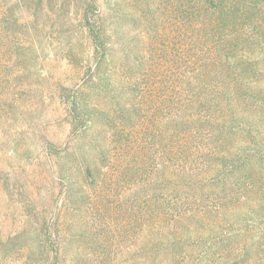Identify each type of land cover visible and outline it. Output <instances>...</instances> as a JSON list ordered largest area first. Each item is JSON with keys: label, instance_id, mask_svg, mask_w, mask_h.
<instances>
[{"label": "rangeland", "instance_id": "rangeland-1", "mask_svg": "<svg viewBox=\"0 0 264 264\" xmlns=\"http://www.w3.org/2000/svg\"><path fill=\"white\" fill-rule=\"evenodd\" d=\"M115 1L0 0V264L143 263L137 249L145 226L136 221V173L138 159L152 164L145 168L148 173L156 167L146 160L149 153L138 149L143 136H151V124L141 132L136 125L115 127L96 121L116 149L113 160L98 157L102 168L100 173L93 171L92 178L77 153L76 137L84 131L74 133L65 98L72 92L101 101L102 110L112 118L120 114L116 115L112 95L95 82L89 30L93 23L106 33L107 42H116L111 35L118 21L112 11ZM122 1L132 9L147 8V0ZM144 23L128 21L124 30L137 36L143 48L146 61L137 77L147 75L151 84L158 80L162 107L155 160L160 162L171 143L164 124L169 118L168 81L176 74L167 62L174 58V47L169 27L166 37L153 41L143 30ZM181 47L178 39L177 48ZM113 50L116 61L121 52ZM256 80L246 98L248 105L257 98L264 109V71ZM126 97L128 103L141 100L135 92ZM151 111L145 122L154 118L149 117ZM238 143L250 151L236 166ZM216 144L218 154L225 147L231 153L226 178L222 161L217 162L214 218L223 234L212 257L216 264H264V110L259 120L252 117ZM53 241L58 253L50 245Z\"/></svg>", "mask_w": 264, "mask_h": 264}, {"label": "trees", "instance_id": "trees-1", "mask_svg": "<svg viewBox=\"0 0 264 264\" xmlns=\"http://www.w3.org/2000/svg\"><path fill=\"white\" fill-rule=\"evenodd\" d=\"M146 7L132 9L125 1H115L112 11L118 21L111 32L116 39L112 44L107 42L106 33L89 23L96 60L95 82L112 95L116 115L120 114L112 118L102 110L101 101L72 92L65 94L74 133L84 131L76 137L77 153L93 178V171L100 173L102 168L98 157L113 160L116 149L104 129L95 126L96 121L106 120L115 127L136 125L141 132L151 124V136L144 135L138 148L149 153L146 160L156 165L148 173L145 168L152 164L138 159L141 166L136 173V221L145 226L137 242L143 261L139 264H148L150 259L151 264H216L212 255L223 234L214 218L217 162L222 161L226 178L231 151L223 144L224 152L218 154L215 142L227 140L236 128L248 124L252 117L259 120L263 114L257 98L248 105L250 98L245 93L252 91L264 71V0H147ZM142 20L143 30L153 41L163 39L169 27L168 37L174 47V58L167 62L174 65L176 74L168 81L169 118L164 124L171 143L167 152L159 156L160 162L155 160L162 107L158 80L151 84L147 75L137 77L144 67L143 48L137 36L132 38L124 30L128 21L137 24ZM178 39L183 44L179 49ZM116 48L121 55L115 61L111 50L114 53ZM129 92L139 93L141 100L125 102ZM150 110L149 117L154 118L145 122ZM237 151L236 166L250 148L238 143ZM50 245L56 246L58 253L57 241Z\"/></svg>", "mask_w": 264, "mask_h": 264}]
</instances>
